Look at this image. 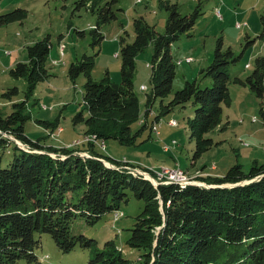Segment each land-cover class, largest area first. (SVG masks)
Returning <instances> with one entry per match:
<instances>
[{
    "label": "trees",
    "instance_id": "1",
    "mask_svg": "<svg viewBox=\"0 0 264 264\" xmlns=\"http://www.w3.org/2000/svg\"><path fill=\"white\" fill-rule=\"evenodd\" d=\"M117 1H79V7L86 6L98 16L93 44L104 38L99 31L100 23L116 19L113 5ZM204 1L198 0L193 12L183 14L177 3L161 0L169 12L164 33L158 32L143 16L136 18L134 40L128 42L125 37L121 40L120 83L112 81L108 71L102 80H95L93 56L84 54L71 62L69 77L73 81L81 75L86 78L85 107L75 114L74 124L84 123L85 134L136 146L137 136L148 127L158 99L160 110L154 119L157 122L176 107L191 102L194 111L187 124L195 141L194 159L209 150L214 141L206 134L217 127L222 130L227 127V123L222 126V118L224 108L231 105L229 66L240 59L231 47L224 49L222 37L217 40L211 63L201 70L204 76L212 78V85L201 87L197 80L186 81L164 103L172 93L176 76L172 44L183 33L191 35L203 13ZM27 17L24 8L0 14V28L24 22ZM261 23L259 37L264 38V14ZM150 42L154 43L152 90L147 94L142 114L141 101L134 90V75L136 57ZM51 48L49 35L28 45L27 59L10 70L14 78L26 79L27 91L23 101L13 103L11 114H0V144L4 147L14 144L7 165H2L0 156V264H17L20 260L42 264L36 254L41 246L36 233L50 234L64 253L76 247L90 249L92 255L87 264H132L113 239L100 247L95 238L72 230L78 217L95 225L106 213H122L119 209L131 195L145 201L126 241L130 248L143 252L141 264H264V164L254 161L248 171L236 164L223 176L203 174L199 177L206 184L201 185H156L152 179L132 173L125 167L127 164L107 155L93 141L55 147L26 134L25 122L30 118L25 113L27 101L37 85L52 76L48 69ZM234 82L248 86L261 99L264 120V55L255 59L250 75L244 79L236 77ZM17 94L18 88L13 87L2 96L12 99ZM142 115L145 122L134 133L132 125ZM42 123L47 127L58 126L49 121ZM153 124L149 125L151 129ZM17 141L30 149L22 148ZM83 152L90 156L82 155Z\"/></svg>",
    "mask_w": 264,
    "mask_h": 264
},
{
    "label": "rangeland",
    "instance_id": "2",
    "mask_svg": "<svg viewBox=\"0 0 264 264\" xmlns=\"http://www.w3.org/2000/svg\"><path fill=\"white\" fill-rule=\"evenodd\" d=\"M79 1L0 2V14L16 8L28 11V17L24 22L17 21L0 28L1 115L11 114L14 110L13 103L23 101L27 91L26 79L14 78L10 70L16 63L27 59L28 45L49 35L52 48L48 69L52 76L37 85L25 109V113L30 115L25 122V131L31 139H40L45 145L55 147H73L80 144L78 140L93 135L99 142H102L101 140L105 142L107 155L123 164L132 163L135 166L139 164L149 170L179 166L189 178L197 179L203 184L206 183L199 177L201 174L223 176L236 164H241L244 171H248L254 161L264 164V120L260 111L261 99L248 86L234 82L236 77L244 79L250 75L255 66V59L264 55V38L259 37L263 29L261 15L264 14V0H205L202 5L203 13L191 35L183 33L172 44L176 76L172 93L164 99V103H168L175 91L184 87L186 81L197 80L201 87L212 85V78L204 76L201 70L211 63L220 37L223 38L224 49L231 47L235 55L240 56L237 62L229 66L231 105L224 108L222 118V126L227 123V127L222 130L220 126L206 134L213 139L214 145L196 159L195 141L190 137L187 124L194 111L191 102L184 107H176L160 118L161 132L158 136L149 126L155 122V114L160 110L158 99L153 106L154 112L149 116L148 127L142 129L137 136L136 146L120 144L113 138L105 140L95 134H85L87 127L84 123L74 124L75 114L85 107L83 86L86 78L81 75L73 81L69 77L68 68L71 62L84 54L93 56L95 60L93 78L102 80L108 71L110 79L120 83L121 40L123 37L128 42L134 40V20L143 16L158 32L164 33L169 16L161 0H118L113 5L116 19L100 23L99 31L104 38L100 43L93 44V30L98 25V16L86 6L79 7ZM168 1L177 3L183 14L193 12L198 4V0ZM249 40H254V43H249ZM61 46L64 48L60 53ZM153 53L154 43L150 42L136 57L134 90L140 98L142 114L146 109L147 94L152 90ZM188 57H191L189 63L185 61ZM179 60L183 63L178 64ZM246 64H249V67H246ZM141 85H146L147 89L142 90ZM13 87L18 88L17 95L12 99L2 96ZM42 121L57 123L58 126L47 127ZM170 121H174L175 124L170 125ZM142 122H145L144 115L132 125L134 133L142 128ZM94 144L102 148L98 141ZM166 144L170 146L168 151L164 149ZM11 150H14L13 143L7 147L0 144L3 166L7 165L11 157L9 152ZM144 207V200L131 195L129 201L122 204L119 209L123 215L118 222L113 221L112 212L104 214L95 225H89L85 219L78 217L72 224V230L76 234L82 233L95 238L100 247L113 239L125 256L131 259L132 264H141L140 255L143 252L130 248L126 241L131 234L130 229ZM36 238L41 241L36 254L42 264H87L92 255L90 249L82 247L64 253L48 233H36ZM17 264L29 263L20 260Z\"/></svg>",
    "mask_w": 264,
    "mask_h": 264
},
{
    "label": "built area",
    "instance_id": "3",
    "mask_svg": "<svg viewBox=\"0 0 264 264\" xmlns=\"http://www.w3.org/2000/svg\"><path fill=\"white\" fill-rule=\"evenodd\" d=\"M140 1V0H138ZM238 26L240 27L241 25L238 24ZM64 48V46H61L60 47V53H61V49ZM189 58L191 57H188L186 58V62H189ZM182 61H178V64H181ZM248 64H246V67H247ZM141 89L142 90H146L147 89V86L146 85H142L141 86ZM255 120V119H254ZM169 124H175L174 121H170ZM160 123L159 122H154L153 126H152V131L160 136ZM81 142L83 141H93V142H97L98 141V144L102 147V150H106V144L103 140H101L102 142H99V140H91L89 138H84L83 140H78ZM18 145L21 146L22 148L26 149V150H29L30 147L26 144H23L19 141H17ZM176 141L174 140L173 141V144H175ZM164 149L166 151H168L170 149V146L169 145H165ZM82 155L84 156H90L88 153L86 152H83L81 153ZM128 170L132 171V173H139L143 176H148V177H151V179H154L155 181H157L158 184H170V183H178L180 185H183V184H193V183H201L199 181H197V179H193V178H189V180H182L181 179V171L179 169V166L173 168V167H162L160 169H156V170H153V172H151V170H147V169H144V168H141L139 166H133L131 164H127L125 166ZM213 168H215L213 166ZM203 175V174H201ZM123 213H117V212H114L113 213V221H116L118 222L120 220V218L122 217Z\"/></svg>",
    "mask_w": 264,
    "mask_h": 264
},
{
    "label": "bare ground",
    "instance_id": "4",
    "mask_svg": "<svg viewBox=\"0 0 264 264\" xmlns=\"http://www.w3.org/2000/svg\"><path fill=\"white\" fill-rule=\"evenodd\" d=\"M192 60V59H191ZM86 138H89V139H91V140H97L96 138H95V136H89V137H86ZM180 169V168H179ZM180 171H181V179L182 180H189V177L187 176V174L184 172V171H182L181 169H180ZM132 172V171H131ZM139 174V173H138ZM149 180L151 179V178H148ZM153 182H154V184H158L157 183V181H155V180H153ZM196 184H200L201 185V183H196ZM183 185H186V184H183ZM118 213V212H117Z\"/></svg>",
    "mask_w": 264,
    "mask_h": 264
},
{
    "label": "crops",
    "instance_id": "5",
    "mask_svg": "<svg viewBox=\"0 0 264 264\" xmlns=\"http://www.w3.org/2000/svg\"><path fill=\"white\" fill-rule=\"evenodd\" d=\"M247 67H249V64L247 65ZM142 86V85H141ZM156 122V121H155ZM171 125V124H170ZM161 132V131H160ZM139 165V164H138Z\"/></svg>",
    "mask_w": 264,
    "mask_h": 264
},
{
    "label": "water",
    "instance_id": "6",
    "mask_svg": "<svg viewBox=\"0 0 264 264\" xmlns=\"http://www.w3.org/2000/svg\"><path fill=\"white\" fill-rule=\"evenodd\" d=\"M245 182H247V181H245Z\"/></svg>",
    "mask_w": 264,
    "mask_h": 264
}]
</instances>
